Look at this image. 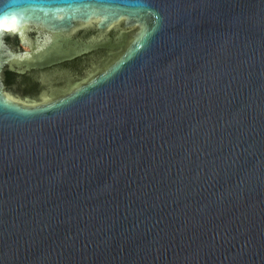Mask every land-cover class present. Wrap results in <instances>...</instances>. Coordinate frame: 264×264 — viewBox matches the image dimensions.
Listing matches in <instances>:
<instances>
[{
  "label": "water",
  "instance_id": "obj_1",
  "mask_svg": "<svg viewBox=\"0 0 264 264\" xmlns=\"http://www.w3.org/2000/svg\"><path fill=\"white\" fill-rule=\"evenodd\" d=\"M3 20L0 264H264V0Z\"/></svg>",
  "mask_w": 264,
  "mask_h": 264
},
{
  "label": "bare ground",
  "instance_id": "obj_2",
  "mask_svg": "<svg viewBox=\"0 0 264 264\" xmlns=\"http://www.w3.org/2000/svg\"><path fill=\"white\" fill-rule=\"evenodd\" d=\"M1 25H7V24H12L11 23V21H6V20H3V21H1V23H0Z\"/></svg>",
  "mask_w": 264,
  "mask_h": 264
},
{
  "label": "flooded vegetation",
  "instance_id": "obj_3",
  "mask_svg": "<svg viewBox=\"0 0 264 264\" xmlns=\"http://www.w3.org/2000/svg\"><path fill=\"white\" fill-rule=\"evenodd\" d=\"M22 99L25 100V101H26V100L29 101V99H30V100H33L34 98H32V97H25V98H22Z\"/></svg>",
  "mask_w": 264,
  "mask_h": 264
}]
</instances>
